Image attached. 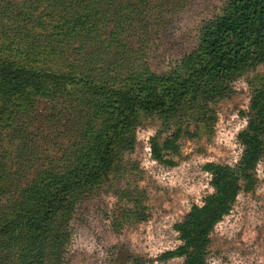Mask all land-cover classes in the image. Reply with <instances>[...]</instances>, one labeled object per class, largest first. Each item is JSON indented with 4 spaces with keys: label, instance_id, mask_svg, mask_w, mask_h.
<instances>
[{
    "label": "rangeland",
    "instance_id": "1",
    "mask_svg": "<svg viewBox=\"0 0 264 264\" xmlns=\"http://www.w3.org/2000/svg\"><path fill=\"white\" fill-rule=\"evenodd\" d=\"M225 2L0 0V60L66 71L75 76L70 88L88 91L91 99L99 93L119 99L131 76L186 77L184 59L197 47L204 22ZM38 45L42 54L31 51ZM263 74L264 61L232 82L230 93L211 104L212 126L197 114L140 115L134 148L115 152L111 169L78 197L64 224L70 241L58 264H183V258L159 255L181 243L175 222L213 191L204 164L239 159L238 133ZM87 107L69 95L46 99L0 83V205L18 196L37 167L66 171L62 155L70 144L79 146ZM181 120V150L171 155L177 164L153 159L150 138L166 137ZM256 173L255 190L241 192L212 231L207 264H264L263 162Z\"/></svg>",
    "mask_w": 264,
    "mask_h": 264
},
{
    "label": "trees",
    "instance_id": "2",
    "mask_svg": "<svg viewBox=\"0 0 264 264\" xmlns=\"http://www.w3.org/2000/svg\"><path fill=\"white\" fill-rule=\"evenodd\" d=\"M42 48L38 45L31 51L42 54ZM263 61L264 0H226L220 12L204 22L197 47L184 59L183 65L189 70L186 77L152 72L142 79L131 76L119 99L103 93L91 99L88 91L70 88L75 76L66 71L38 70L1 59L0 83L11 90H30L46 99L69 95L88 107L79 146L70 144L62 155L68 162L66 171L37 167L18 196L0 205V264H58L70 241L64 224L73 214L78 197L102 172L111 169L115 152L134 148L132 131L140 115L171 113L182 118L197 114L202 121L210 119L212 126L214 118L208 116L211 104L230 93L237 77ZM183 121L166 137L150 138L153 159L169 166L177 164L171 155L181 150ZM238 139L243 149L235 163L204 164L213 191L175 222L181 243L163 251L160 259L180 257L183 264H207L215 226L231 212L241 192L255 190L257 166L264 163V74L255 85L248 123ZM26 165L24 170L32 168Z\"/></svg>",
    "mask_w": 264,
    "mask_h": 264
}]
</instances>
